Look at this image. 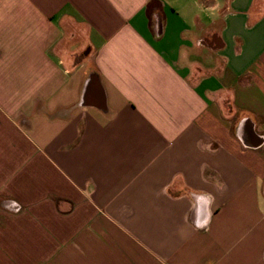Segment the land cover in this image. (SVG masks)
Masks as SVG:
<instances>
[{
    "label": "crops",
    "instance_id": "crops-1",
    "mask_svg": "<svg viewBox=\"0 0 264 264\" xmlns=\"http://www.w3.org/2000/svg\"><path fill=\"white\" fill-rule=\"evenodd\" d=\"M0 264H264V0H0Z\"/></svg>",
    "mask_w": 264,
    "mask_h": 264
},
{
    "label": "clouds",
    "instance_id": "clouds-1",
    "mask_svg": "<svg viewBox=\"0 0 264 264\" xmlns=\"http://www.w3.org/2000/svg\"><path fill=\"white\" fill-rule=\"evenodd\" d=\"M214 197L211 195H201L197 198L200 205H203V209H197L196 218L194 221V228L199 230L206 228L210 222L212 213L210 206L214 203Z\"/></svg>",
    "mask_w": 264,
    "mask_h": 264
}]
</instances>
